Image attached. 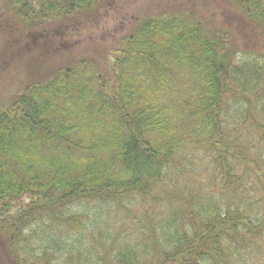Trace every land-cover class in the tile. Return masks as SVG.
Segmentation results:
<instances>
[{
  "label": "trees",
  "instance_id": "1",
  "mask_svg": "<svg viewBox=\"0 0 264 264\" xmlns=\"http://www.w3.org/2000/svg\"><path fill=\"white\" fill-rule=\"evenodd\" d=\"M106 1L0 0V79L21 81L0 100V264H264V0H222L216 31L138 15L73 55ZM85 233L98 248L67 243Z\"/></svg>",
  "mask_w": 264,
  "mask_h": 264
},
{
  "label": "rangeland",
  "instance_id": "2",
  "mask_svg": "<svg viewBox=\"0 0 264 264\" xmlns=\"http://www.w3.org/2000/svg\"><path fill=\"white\" fill-rule=\"evenodd\" d=\"M108 2V0L105 2V4ZM113 1L111 3V6L108 7L107 11H104L101 15L106 17V25L97 24L95 27L82 30L80 31L75 40L72 41L73 47V55L77 54V51H81L84 47L90 48H98L99 46H102L103 44H108L114 34L113 32H117L119 30L128 31L130 23L135 22L138 15H144L149 12L157 13V12H171L173 10H182V9H189L197 16V20L199 22L202 21L204 27L206 29L210 28V31H216L220 29L222 26H227L228 18L230 16L229 11H227V5L222 0H118L117 3ZM198 12V15L197 13ZM154 15V14H152ZM230 23L233 26L232 30L230 31L231 39H232V47H234L237 51L243 50L245 47L254 48L257 49L254 44L249 42L247 39V36L244 35L245 33H249V31H239L237 32V21L233 18H230ZM122 25V26H121ZM209 27V28H208ZM215 28V29H214ZM229 28V27H227ZM257 45L263 44L262 41H264V38L262 36H258L256 38ZM113 44V43H110ZM87 45V46H86ZM247 45V46H246ZM22 47L26 46V42L21 44ZM78 48V49H77ZM75 49H77L75 51ZM241 52V51H240ZM28 63L33 62L32 64L37 62V59H31L27 60ZM7 68V67H6ZM9 70V69H8ZM23 77L25 76V72L23 69ZM16 69L14 68L13 71H7L4 73V76L0 79V100H7L8 96L11 94L12 90L18 89L20 85V80L16 81ZM20 77V76H19ZM22 77V78H23ZM2 102H0L1 104ZM263 119V117H262ZM202 165L205 166V161L202 159ZM208 173V172H204ZM202 173V174H204ZM207 176V174H204L201 177H198L195 175L196 179L194 181L196 182L197 179H204ZM202 179V180H203ZM125 205H128L135 213L138 218H141V213H143V210L140 206V199L139 198H133L130 200V202L124 201ZM87 210H89L87 208ZM115 212V209H114ZM119 210H117L116 214H109L104 215L102 223H100L102 228H106V231L108 234H113L112 230L116 227L118 228V225L115 223L116 220L121 221L122 217L119 214ZM150 212V211H149ZM150 214V213H149ZM116 215L118 217L116 218ZM120 215V216H119ZM151 216V215H150ZM89 217L92 218V216L89 215ZM93 219L90 221L92 222ZM127 222V219H123L122 223ZM106 234V233H104ZM101 235L94 234L93 239H90V235L88 233H85L84 235H76L73 238H70L67 243H71L74 240H76L79 244L84 246L85 244L92 245L94 248L96 247V242L100 241ZM108 245V243H104ZM98 246V245H97ZM108 246H105V248ZM108 250V249H105ZM102 252V251H101ZM104 252V249H103Z\"/></svg>",
  "mask_w": 264,
  "mask_h": 264
}]
</instances>
